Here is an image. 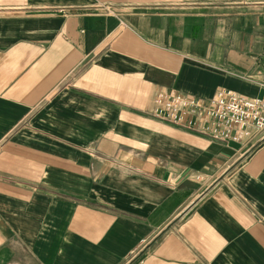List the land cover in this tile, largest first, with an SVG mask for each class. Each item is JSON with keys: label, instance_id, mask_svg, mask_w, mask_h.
Segmentation results:
<instances>
[{"label": "crops", "instance_id": "obj_1", "mask_svg": "<svg viewBox=\"0 0 264 264\" xmlns=\"http://www.w3.org/2000/svg\"><path fill=\"white\" fill-rule=\"evenodd\" d=\"M222 89L264 99V0H0V264H264L263 136L150 114Z\"/></svg>", "mask_w": 264, "mask_h": 264}, {"label": "built area", "instance_id": "obj_2", "mask_svg": "<svg viewBox=\"0 0 264 264\" xmlns=\"http://www.w3.org/2000/svg\"><path fill=\"white\" fill-rule=\"evenodd\" d=\"M150 114L223 145L246 144L258 135L264 138V99L245 98L228 90H220L207 102L162 92L153 98ZM136 258L133 254L129 262Z\"/></svg>", "mask_w": 264, "mask_h": 264}, {"label": "rangeland", "instance_id": "obj_3", "mask_svg": "<svg viewBox=\"0 0 264 264\" xmlns=\"http://www.w3.org/2000/svg\"><path fill=\"white\" fill-rule=\"evenodd\" d=\"M135 254H136V253H135ZM136 256H137V254H136ZM129 259H131V257H130Z\"/></svg>", "mask_w": 264, "mask_h": 264}]
</instances>
